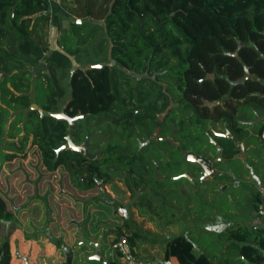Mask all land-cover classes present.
Instances as JSON below:
<instances>
[{
  "label": "trees",
  "instance_id": "16d2710c",
  "mask_svg": "<svg viewBox=\"0 0 264 264\" xmlns=\"http://www.w3.org/2000/svg\"><path fill=\"white\" fill-rule=\"evenodd\" d=\"M64 5L76 18L103 20L110 38L113 69L108 64L75 66L68 79L70 96L62 103L61 77L69 57L75 55L77 49L67 44L68 35L63 33L58 40L63 51L55 49L49 55L31 37L38 21L48 16L50 0H0V69L4 71L0 74L2 219L15 217L12 224L16 226L30 227L34 223L46 227L72 251V264H98L97 259L89 258L98 240L103 260L122 264L121 252L112 246L113 240L122 233L121 223L117 216H109L107 210L103 212L104 204L90 198V193H95L101 183L111 182L116 187L117 176L131 191L141 189L142 202L148 194L144 187L150 180L157 188L159 186L153 163L155 157L160 156L169 168L186 160L178 152L179 148L166 140L150 139L147 145L137 149L139 137L150 133L156 124L155 111L167 102L168 94L178 101L180 124L169 119L172 106L163 118L161 132L165 134L172 123L176 125L179 134L175 138L180 140L183 149L190 144L186 129L194 118L225 117L228 120L231 112L219 102L226 97H258L264 104V96L255 92H264L263 83L248 80L232 84L242 74L243 64L264 77V0H71ZM78 24L80 22L74 19V25ZM42 58L49 73L38 71L32 87L30 66ZM62 60L66 62L59 69L60 76L55 77L54 71ZM124 68L141 75L128 74ZM119 75L134 81L129 95L140 104L146 100V95L166 100L162 105L149 100L147 106L140 109L134 103L120 106L119 114L109 116L118 131L105 130L111 137L105 138L101 145L96 143L95 147L101 151L94 158L72 148L56 152L65 142L69 130L67 120L41 116L30 103L36 102L47 110L64 108L69 115L85 113V117L77 120L73 133V141L81 143L84 139L81 126H85L91 116L110 111L119 100L116 93L122 88L117 82ZM161 79H166L167 91L163 90ZM146 81L152 86L149 94L143 88ZM31 87L33 98L29 94ZM222 137L220 135L217 141L221 156L233 158L239 151L237 143ZM29 139L31 146L27 149ZM155 143L168 153H160ZM93 145L88 147L89 152L94 151ZM147 150L151 154L148 155ZM174 158L179 160L174 161ZM193 164L199 171L200 167ZM63 181L67 189L54 187ZM72 192L81 194L80 199L86 197V201L73 200ZM72 208L83 212V216L75 218V214L71 215ZM63 219L67 220V225L63 226ZM77 227L89 240L87 245L92 250L78 243ZM111 230L119 233L110 239L114 250L107 257L102 250L103 237H110ZM39 233L46 236L43 228ZM225 234L230 240L225 249L207 255L205 251L197 252L192 240L177 233L166 240V259L174 258L178 264H264V229L247 222L228 227ZM136 235L135 230L127 235L132 256L136 252ZM4 249L3 243L0 256ZM240 254L247 263L238 257Z\"/></svg>",
  "mask_w": 264,
  "mask_h": 264
},
{
  "label": "rangeland",
  "instance_id": "374dc122",
  "mask_svg": "<svg viewBox=\"0 0 264 264\" xmlns=\"http://www.w3.org/2000/svg\"><path fill=\"white\" fill-rule=\"evenodd\" d=\"M69 2L71 0H50L48 16L38 21L31 35L43 51L49 55L55 49H63L58 41L63 33L68 35L67 44L73 49H77L76 54L69 57V64L66 66L64 75L61 77V84L64 87L62 103L70 96L68 79L75 66L85 67L105 62L104 65L108 64L113 69V61L109 55L110 38L104 30L103 20L82 17L83 20L77 21L80 24L76 27L74 25L76 15L68 13L64 5V3ZM41 60L44 61L43 58ZM64 62L66 60H62L59 68L54 71L55 77L60 76L59 69L61 65H64ZM34 65L30 66L31 70ZM124 69L128 74L134 73L131 69ZM32 74L30 80L33 87L35 74L33 72ZM144 74L148 76L147 73ZM136 75L139 76L141 74ZM209 75L212 76L211 73ZM117 82L122 86L120 90H116L121 102L119 103V100H117L110 111L91 116L85 126H81L80 132L83 138L87 132L93 133L90 141L94 144V150L97 148L95 147L96 143L100 144L105 138L111 137V135L109 136L105 133V130L110 132L118 131L117 126H113L114 124L109 116L119 114L120 106L125 105L128 107L134 103L140 109L145 104L147 106L149 100H154L159 105H162L166 100L161 97L155 99L156 96L146 95V100L140 104L137 98L129 95L130 88L134 85L132 79L127 81L119 75ZM161 83L163 86L165 85L163 79H161ZM32 87L29 94L33 98ZM150 87L152 88L148 81L144 82V92L149 94ZM166 98L167 102L163 107L155 111L157 116L163 113L161 118H164L172 106H174L171 115L169 114L172 118L170 117L169 119H172L174 123L180 124L179 117L181 115L179 114V107L176 106L178 101L172 99L169 94ZM208 104L211 105L212 102ZM249 108L247 105L244 110H249ZM134 110L137 109L134 108ZM157 116L156 119H158ZM200 119L202 118L196 117L190 121L186 131H188V135L192 138L195 137L194 135L200 134V140L195 137L194 147L196 149L208 146L209 151L213 152L214 150V153H211L209 156L215 169L213 175L201 178V175H198L201 173L199 172L200 170L198 171L196 165L190 163L188 160H180L177 166H173L174 168H169L162 161L160 169H156V178L159 179V186L157 188L153 180H150L147 186L144 187L148 190V194L142 199V202L140 201L142 198L140 196L141 189L137 187L135 191H131L124 183L122 184L117 176H115L117 188L111 182H107L104 187L101 186L100 188L99 186L95 193H90L92 194L90 198L104 204L105 208H103V212L107 210L109 216H117L116 218L121 223L120 232L127 235H130L133 230L137 232L134 238L136 252L133 255V260L127 261L121 258L122 264H143V259L145 258L146 260L147 256L166 258L164 251L166 240L177 233L183 234L192 240L197 252L205 251L207 255L218 254L221 252V249H225L227 246L226 242L230 241L225 234V229L237 224L247 223L249 220L248 211L257 209L259 201H261V205L264 207V150L262 148L255 149L259 146V135L253 138L252 142L254 145L252 151H254L248 153L247 156L245 151L242 153V156L239 153V156L235 154L233 158H227L222 157L220 154L219 159H216L217 155H219L216 152V147L220 145H215L214 141H219L220 135L208 131L210 130L209 127L205 126L207 122L200 121ZM202 127H205L203 128L204 130L201 129ZM135 132H138V130ZM209 134L213 136V139L210 138ZM146 137L147 135L140 136L139 141L146 140ZM175 140L177 139L175 138ZM30 142L31 139L26 144L27 149L31 146ZM223 155H226V153L224 152ZM177 160L179 159L174 158V161ZM181 169H183L182 172H180ZM185 170L193 177V183L187 176H181ZM56 186L58 188H68L64 181L63 183L59 182L54 187ZM70 189L74 190L71 187ZM261 193L263 196L260 195ZM80 196L81 194L77 195V193L72 192L73 200L80 199ZM86 199V197L84 199L81 198L79 201L83 203ZM71 210V215L75 214V218L83 216V212L79 213L75 208ZM2 212L3 205L0 201L1 220ZM78 230L79 228L77 227V232ZM118 233L111 230L110 237H103L102 250L105 256L108 257L111 251L114 250L110 245V239L113 240ZM78 243L85 244L89 250H92L87 245V242H81V236L78 239ZM92 255H89V258L94 259ZM95 259L98 260H95V263L103 264L102 259ZM173 260L176 264L178 263L174 258Z\"/></svg>",
  "mask_w": 264,
  "mask_h": 264
},
{
  "label": "crops",
  "instance_id": "0c3cea01",
  "mask_svg": "<svg viewBox=\"0 0 264 264\" xmlns=\"http://www.w3.org/2000/svg\"><path fill=\"white\" fill-rule=\"evenodd\" d=\"M255 92L264 96V92H261L260 90H255ZM236 100L237 99L235 98H229L227 101L229 103L228 109L231 111L228 120L226 118L217 120L202 118L200 121L207 122L205 126H207V128L209 127L212 132L224 131V121H226L228 129L237 137V141L244 142V149L247 156L253 149V138L258 136L259 129L264 126V104L258 97L253 99L241 97L238 99L239 101ZM247 105L250 107V112L249 110H244ZM203 128L205 127H202L201 129L204 130ZM194 136L198 138V140L201 139L199 133ZM195 137H193L194 151L197 153H203L208 157L211 153H214V150L213 152L208 150V146L206 148H200L202 150L196 149L194 147ZM260 148L264 150L262 144H260ZM238 153L239 151L237 154ZM262 193L260 195H262ZM260 205L261 201L258 202V207ZM258 207L257 209L248 211V223L250 226L264 229V214L258 212ZM14 219L15 217L11 220H1L0 218V247L3 243L5 245L4 252L0 256V264H64L67 250L62 241L54 238L46 227H39L34 223H32L30 227L25 225L16 226L12 224ZM62 223L63 226L68 224L65 219L62 220ZM41 228L46 232L45 237L39 233ZM240 255H238V257H240ZM143 261V264H176L173 258L168 260L161 256H147L146 260L144 258ZM243 261L247 263L248 260L246 259Z\"/></svg>",
  "mask_w": 264,
  "mask_h": 264
},
{
  "label": "water",
  "instance_id": "95a60500",
  "mask_svg": "<svg viewBox=\"0 0 264 264\" xmlns=\"http://www.w3.org/2000/svg\"><path fill=\"white\" fill-rule=\"evenodd\" d=\"M75 19L77 21H82L83 20V18H81V17H77ZM234 55H236L238 57V54H237L236 51H234ZM103 64H104V62L95 64L94 66H102ZM40 70H44L47 73H49V70L47 69L46 63L43 60H39L32 68V72L34 74H36ZM243 70H244V74L242 76H240L237 80L232 82L233 84L243 83L246 78H251L252 77V74L250 73V71H249V69H248V67L246 65H243ZM0 74L1 75L4 74V71L1 70V69H0ZM262 83L264 84V79H262ZM30 107L32 109H36L41 116L51 115V116H54L56 118H65L67 120L68 126H69V130H68V133L65 135V142H63L56 149V152H58L59 150L64 149V148H72V149H76V150L82 151L84 153V155H87V156H89L91 158H94L96 156V154L98 153V150L94 151L92 153H89L88 150H87V147L89 145V140H88L89 134L86 136V139H85L83 144L75 143L73 141V133H74V129L76 127V122H77V120L79 118L85 117L86 116L85 113H77L75 115H69L68 113L65 112L64 108H61L59 111L47 110V109L42 108L41 106H39L38 103H36V102H31L30 103ZM162 114L163 113H161V114H159L157 116L158 120H161V115ZM157 131H158V124L155 126V128L153 130L152 137L156 136ZM173 133H174V129H172V132L166 137V139L169 140L172 143H174L173 138H172V134ZM213 133H215L217 135L224 136V137H229L235 142L237 141V137L233 133H231L230 130L228 129V127L226 125V121H224V131L213 132ZM209 136H210L211 139H213V136L211 134H209ZM214 144L218 145L216 141H214ZM238 146L240 148V152L241 153L245 152L244 142L243 141H239L238 142ZM216 149H217V152L219 154L218 156L220 157V154H221L220 153V147L217 146ZM182 156L186 160L195 162L197 165H199L201 167V170H200L201 178H205L207 176H210V175L214 174L215 169L211 165L210 160L208 158H206V157H204L202 155H199L198 153L194 152L191 147L188 148L187 150H184V152H182ZM181 175L187 176L192 183L194 182L193 177L186 170ZM85 177L86 176H82V178H85ZM77 225H80L79 221H77ZM78 233L81 236V242H88L89 241L87 238H85L82 235L80 229L78 230ZM228 243H229V241L226 242V245ZM94 244L96 246V251H95V253H93L92 257L99 258V259L103 260L101 254H100V245H101L100 240L94 242ZM65 248L67 250V256H66V259L64 261V264H72V251L69 250L66 246H65ZM240 257L243 260H246L243 255H240ZM109 261H110L109 259L103 260V264H109Z\"/></svg>",
  "mask_w": 264,
  "mask_h": 264
},
{
  "label": "flooded vegetation",
  "instance_id": "af4514ba",
  "mask_svg": "<svg viewBox=\"0 0 264 264\" xmlns=\"http://www.w3.org/2000/svg\"><path fill=\"white\" fill-rule=\"evenodd\" d=\"M234 54V53H233ZM105 63V62H104ZM104 65V64H103ZM102 65V66H103ZM243 65H246V64H243ZM247 66V65H246ZM248 67V66H247ZM248 69H249V67H248ZM249 71H250V69H249ZM250 73L252 74V77L251 78H246L245 79V81L243 82V83H246L248 80L249 81H258V82H260L261 84H262V79H264V77H262V76H258V75H256L254 72H251L250 71ZM244 74V70H243V72H242V74L240 75V76H242ZM239 76V77H240ZM238 77V78H239ZM237 78V79H238ZM164 81H165V85L163 86V84L161 83V80H160V83L162 84V86L164 87V90H166V79H163ZM234 82V81H233ZM243 83H239V84H243ZM233 84V83H232ZM230 98V96H228V97H226L223 101H219L220 102V104L226 109V111L228 112H231L230 111V109H228V106H229V103L227 102L228 101V99ZM231 98H234V97H231ZM241 97H238V98H235V99H237L236 101H239L238 99H240ZM223 118H225V117H223ZM205 119H213V118H205ZM219 119H221V118H219ZM157 120V122H156V124L153 126V128H152V130H151V132L150 133H148V134H146L147 135V137H146V140H143V141H138V144H137V149L138 148H140V147H143V146H145V145H147L148 143H149V141H150V139H160V140H166V141H169V140H167L166 139V137L172 132V129H174V133L172 134V138H173V141H174V143H172V142H170V144H172L173 146H175V147H178L179 149H178V152L180 153V155L182 156V152H184V150H187L188 148H192V150L194 151V149H193V144H194V139L192 138V137H190V144L188 145V147L187 148H182L180 145H181V142H180V140H175V135H178L179 133L176 131V125H174L173 123H172V125H171V127H170V130H169V132H167V133H165V134H163L162 132H161V124H162V121H163V118H161V120H158V119H156ZM214 120H216V119H214ZM158 124V131H157V133H156V136L155 137H152V133H153V130H154V128H155V126ZM208 131H210V130H208ZM211 132V131H210ZM89 134V137H88V140H89V145H88V147L90 146V145H92L93 143H91V141H90V138H91V135H93V133L92 132H87L86 133V135H85V137H84V139L81 141V144H83L84 143V141H85V139H86V136ZM143 136V135H142ZM260 142V143H259ZM258 143V145L260 146V144H262L261 143V141H259ZM236 143H237V145H238V141H236ZM155 144H159V143H155ZM263 145V144H262ZM156 146V145H155ZM164 146V145H163ZM264 146V145H263ZM88 147H87V150H88ZM239 147V146H238ZM164 147H161V145H158V147H157V150L158 151H160V153L163 151V152H165V153H168V151L167 150H165V148L163 149ZM96 150H94V151H97L98 150V153L96 154V156L97 155H99L100 154V151H101V149L100 148H95ZM92 150V151H93ZM93 151V152H94ZM89 152V151H88ZM194 152H196V151H194ZM89 153H92V152H89ZM146 153H148V155L149 154H151L150 153V150H147L146 151ZM197 153V152H196ZM239 153H240V156H241V152H240V148H239ZM239 153H238V156H239ZM199 155H202V156H204V157H206V158H208L209 160H210V162H211V165H212V161H211V159L208 157V156H206V155H204L203 153H198ZM87 156V155H86ZM89 157V156H88ZM151 157V156H150ZM157 158V159H156ZM216 159H219V156L217 155V157H216ZM192 162V161H191ZM153 163H154V165H155V167H156V169L158 170V169H160V165H161V163H162V159H161V157L160 156H158V157H155L154 159H153ZM193 163H195V162H193ZM199 166V165H198ZM200 167V166H199ZM200 170H201V167H200ZM116 180V179H115ZM115 180H114V182H115ZM121 181V180H120ZM122 182V181H121ZM116 185H117V183H115ZM122 184H123V182H122ZM106 185V183H101V184H99V186H100V188H101V186L102 187H104ZM125 185V184H124ZM118 186V185H117ZM117 186H116V188H117ZM126 186V185H125Z\"/></svg>",
  "mask_w": 264,
  "mask_h": 264
},
{
  "label": "built area",
  "instance_id": "2783aa9c",
  "mask_svg": "<svg viewBox=\"0 0 264 264\" xmlns=\"http://www.w3.org/2000/svg\"><path fill=\"white\" fill-rule=\"evenodd\" d=\"M261 143L264 145V127L258 133ZM258 212L260 214H264V207L262 205L259 206ZM112 246L117 248L121 252V258L127 261L133 259L130 245L128 243L127 234L120 233L117 238H115L112 242Z\"/></svg>",
  "mask_w": 264,
  "mask_h": 264
}]
</instances>
